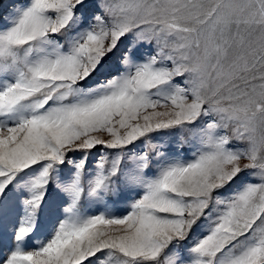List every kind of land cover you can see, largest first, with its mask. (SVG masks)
Here are the masks:
<instances>
[{
    "label": "snow or ice",
    "instance_id": "1",
    "mask_svg": "<svg viewBox=\"0 0 264 264\" xmlns=\"http://www.w3.org/2000/svg\"><path fill=\"white\" fill-rule=\"evenodd\" d=\"M0 264H264V0H0Z\"/></svg>",
    "mask_w": 264,
    "mask_h": 264
}]
</instances>
